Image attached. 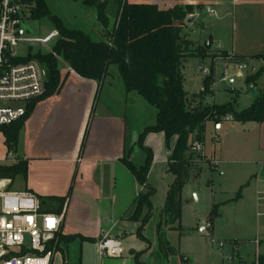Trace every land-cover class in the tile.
<instances>
[{"label": "crops", "instance_id": "crops-1", "mask_svg": "<svg viewBox=\"0 0 264 264\" xmlns=\"http://www.w3.org/2000/svg\"><path fill=\"white\" fill-rule=\"evenodd\" d=\"M204 3L198 15L194 13L190 16H197L194 17L197 20L187 23L184 35L195 48L203 46L196 34L207 33L204 42L211 43V50L205 58L190 55L185 67L195 58L198 67L211 66L215 71L217 66H221L223 71L229 64L219 62L215 65L210 62L212 54H223L244 63L248 69L246 77L257 73L264 66V61L258 58L264 56V0H240L237 3L205 0ZM208 7L215 11L214 15L207 12ZM205 15L211 20L206 21ZM188 28L194 31L187 34ZM191 36L195 38L194 42ZM229 67L230 71H235V66ZM245 76L242 74V77ZM232 77L230 82L235 86L236 81ZM263 78L264 75L251 85L244 80L245 87L237 92V97H246L250 93L255 95V99L242 110L241 105H237L236 110L241 112L250 108L261 97L264 87L261 88L259 84H263ZM62 80L60 91L39 101L26 119L14 152H8L5 137L0 133V164L25 163L26 175L16 179L13 190L33 193L42 200L43 210L63 215L60 245L52 264H56L57 257L60 264H72L71 258L76 254L79 264H91L92 256L95 264H137L135 255L139 253L134 251L130 252V256L125 253L123 258L105 263V259L99 256L98 242L110 236L119 238L123 243L125 238L137 236L139 224L131 221L129 216L144 188L125 162L138 168L144 166L147 155L139 146V138L146 128L156 124L157 111L140 94L127 91L118 67L111 77L108 74L101 82L84 79L66 68L62 71ZM185 84L186 78L184 90L190 95L204 89V79L198 93L186 90ZM207 103L223 105L211 101L210 97ZM225 121L235 122L229 118L219 123L211 122L220 129ZM243 125L251 127L249 131L255 133V141L248 147L235 149L236 159L219 160L218 167L224 163L247 167L244 176L238 177L232 186L230 193L234 197L224 203L239 205L251 197L258 216L259 212L264 211V123ZM175 143L176 138L168 147L163 133H150L144 140V148L151 150L154 156L148 185L156 192L152 198L153 217L145 228V234L152 229L155 238L167 191L174 181V177L168 173V166ZM206 159L210 160L207 156ZM239 192V199L234 201ZM177 227L178 224L174 226ZM165 232L168 243L173 244L170 236L179 231L168 228ZM179 241L181 244V238ZM150 242L146 243L148 248L143 251L145 255L153 252L154 245ZM258 245L261 246L262 242ZM182 258L185 259L184 255L180 262ZM185 261L188 262V259ZM239 264L244 263L241 261Z\"/></svg>", "mask_w": 264, "mask_h": 264}, {"label": "trees", "instance_id": "trees-1", "mask_svg": "<svg viewBox=\"0 0 264 264\" xmlns=\"http://www.w3.org/2000/svg\"><path fill=\"white\" fill-rule=\"evenodd\" d=\"M74 1L96 9V29L102 33L98 34V39L65 27L51 13L45 0H12V3L21 6L23 18H49L60 37L51 53L30 52L27 57L14 60V63H38L45 73L46 91L41 98L27 104L24 118L10 126L0 127V133L5 137L8 152H14L24 122L36 104L60 91L63 85L62 66L84 79L98 82L105 80L112 65L117 66L127 91L137 92L157 111L156 124L146 128L139 138V146L147 155L144 166L138 168L125 162L139 185L144 188L135 200L129 218L140 224L137 237L146 243L150 241L143 233L153 217L152 198L156 192L148 185L154 156L151 150L144 148V140L150 133H163L167 146L171 147L172 139L176 138L168 166V173L174 177V181L167 191L165 205L156 226L159 248L169 249L166 229L182 230L184 187L192 176L197 178L200 175L201 165L209 162L192 151L193 143H203L205 126L211 121L219 123L231 117L241 124L264 123V91L250 108L241 112L236 110L233 103L210 105L207 99L213 95V67L212 74L204 78L203 91L190 95L184 90L183 70L188 57L196 55L205 58L210 52L205 46L193 48V43L184 35L188 19L196 9L194 3L162 8L164 1L176 0ZM2 2L0 0V4ZM110 3L115 5L116 18L112 27L107 15ZM199 8L203 9V6ZM24 9L29 10L28 16L24 14ZM258 58L264 61V56ZM263 75L264 66L254 76L247 77L246 82L248 85L256 84ZM25 175L26 165L23 162L0 164V178L11 180L12 186L19 176ZM240 193L234 201L239 199ZM212 216H217L216 208ZM176 224L178 227L174 228ZM141 255H135L136 263L146 264L141 262ZM165 256L169 255L165 253ZM258 264H264V255L258 257Z\"/></svg>", "mask_w": 264, "mask_h": 264}, {"label": "rangeland", "instance_id": "rangeland-1", "mask_svg": "<svg viewBox=\"0 0 264 264\" xmlns=\"http://www.w3.org/2000/svg\"><path fill=\"white\" fill-rule=\"evenodd\" d=\"M204 1L176 0L172 4L169 1H164L161 6L162 8H168L177 4L183 7L187 3H194L196 5L194 13L198 15L202 10L199 7H204ZM45 2L51 13L58 17L65 27L83 31L95 40L98 39L100 30L97 31L96 29L97 14L95 8L86 7L82 3H75L73 0H45ZM24 14L28 16L30 14L29 10L24 9ZM107 15L112 27L116 18L114 4L110 3L108 5ZM29 17L23 19L21 29L26 35L15 48L17 56L25 58L30 52L51 53L60 37L54 23L49 18L32 20ZM91 20L93 21L89 23ZM194 20H197V18H194ZM205 20L210 21L211 19L208 15H205ZM186 31L188 34L191 31L193 32L194 29L188 28ZM196 37L204 46L208 34L198 32ZM190 38L192 41L195 39L192 36ZM209 49L211 50V48ZM213 55L210 57V62L215 65L219 62H225L232 66L242 63L228 55ZM218 56H221L222 59L216 61L215 58ZM198 66L197 59L192 58L184 68L185 88L191 93H198L202 89V80L205 78ZM65 69L66 67L62 66V71ZM115 70H117V66L112 65L109 71L110 77ZM247 70L242 71L244 76ZM235 73L236 70L230 71V75L233 76L232 79L236 81L234 86L229 79H224L221 66L216 67L214 96H210V100L223 105L232 101L235 106L241 105L240 109L242 110L248 102L255 99V95L249 93L246 97H237V92L245 87L244 80L247 77L238 78ZM259 86L263 88L264 82ZM233 89L236 91H232ZM10 105L24 106L21 102L11 103ZM222 124L223 127L220 129L213 122L206 125L204 132L205 156L210 160H213V157L218 161L236 159L235 149L240 146L248 147L252 141H255V133L249 131L251 127H245L241 123L230 121H225ZM212 167L211 163L204 162L201 165L200 175L197 178L192 176L185 185L182 194V230L170 236L173 243L170 245V250L159 248L158 240L155 238L152 229H150L146 234L144 231L143 234L153 242V252L145 255L143 251L148 248V245L137 236L132 235L123 240L126 256H130L131 251L141 253L140 260L146 264H239L241 261L244 264H258V257L264 255V216H257V210L251 197L246 198L239 205L224 203L234 197V194L230 193L233 189L232 186L238 180V177L244 176L247 167L243 168L236 163H224L216 170ZM18 186H16V189ZM215 208L217 209V216L213 217L212 213ZM156 221H154V225H156ZM203 229L206 230L203 231ZM179 238H181V244ZM260 241L262 242L261 246L258 245ZM165 253L169 256L166 257ZM182 255L185 259L182 258L183 261L180 262ZM187 259L188 262L185 261ZM113 260L105 259L104 261L108 263ZM71 262L72 264L80 263L77 254L74 258H71ZM90 262L91 264L96 263L93 256ZM55 263L60 264L59 257L56 258Z\"/></svg>", "mask_w": 264, "mask_h": 264}, {"label": "built area", "instance_id": "built-area-1", "mask_svg": "<svg viewBox=\"0 0 264 264\" xmlns=\"http://www.w3.org/2000/svg\"><path fill=\"white\" fill-rule=\"evenodd\" d=\"M207 12L215 14L211 7ZM23 19L20 5L3 0L0 6V127L24 118L27 104L41 98L46 91L45 73L38 63H14L20 58L15 48L24 38ZM204 46L211 48L212 45L206 42ZM221 59V56L215 58ZM229 69V65L223 69L224 79H231ZM234 69L240 78L247 67L241 63ZM199 70L205 77L212 74L211 66L202 65ZM214 87L215 84L213 93ZM16 102L24 106L10 105ZM192 151L206 159L203 143L194 142ZM209 163L214 170L219 165L215 159ZM258 216H264V212ZM63 223V215L45 212L36 195L15 191L11 180L0 178V264H52L59 249ZM98 253L102 259H121L126 251L119 238L106 236L98 242Z\"/></svg>", "mask_w": 264, "mask_h": 264}, {"label": "water", "instance_id": "water-1", "mask_svg": "<svg viewBox=\"0 0 264 264\" xmlns=\"http://www.w3.org/2000/svg\"><path fill=\"white\" fill-rule=\"evenodd\" d=\"M194 21V17H190L189 19H188V24H191L192 22ZM206 229H203V231H205Z\"/></svg>", "mask_w": 264, "mask_h": 264}]
</instances>
